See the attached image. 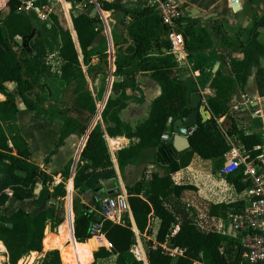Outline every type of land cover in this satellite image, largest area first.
<instances>
[{
    "label": "trees",
    "instance_id": "1",
    "mask_svg": "<svg viewBox=\"0 0 264 264\" xmlns=\"http://www.w3.org/2000/svg\"><path fill=\"white\" fill-rule=\"evenodd\" d=\"M29 1L0 0V13L6 8L10 11L0 22V93L7 98L6 101L0 102V241L7 249L8 264H19L31 253L32 256L35 255L33 253H42L45 232L49 225L53 232L61 227L57 235L63 245L69 243L68 226L72 225V214L70 202L66 221L64 208L61 210L62 215L57 216L56 208L51 206L52 199L64 202L67 197L65 185L59 184L52 190L53 178L32 163L29 144L19 134L16 126L19 112L16 97L8 93L6 84H16L25 106L32 112H38L43 108V100L40 97L44 88L43 82L52 76V67L46 60L49 56L57 54L62 62L60 79L72 93L73 112L80 115L87 113L91 117L96 115V100L99 101L103 97L107 82H102L95 98L89 88L84 67L92 68L91 48L104 31L103 21L108 18L106 12H121L123 9L121 0H92L104 13L103 17H90L85 10L74 16L73 33L77 37L79 50L71 31L63 28L56 15L50 16L49 26L35 11L21 10ZM41 1L36 2L34 6L41 7ZM124 15L125 19L130 20L129 24L122 23V26L128 31L131 45L126 51L120 50L117 53L113 96L102 114L105 128L98 124L90 133L75 177L76 190L83 191L84 188L81 178L82 163L94 169L110 166L106 135L111 138L124 136L130 140H139L137 145L118 154L119 166L123 171L128 165L134 164L144 151L158 149L162 158L174 155L172 143L163 142L162 138L173 129L176 121L187 118L192 113L187 87L181 79L174 76L179 65L169 42L173 29L165 24L161 14L153 6L126 10ZM248 17L254 26L249 32L251 37L246 44L231 42L224 36L219 25L215 27L214 33H211L208 28L201 26L197 19L180 17L176 21V30L184 36L186 50L194 69L201 74H206V52L211 50L219 39L225 47L238 53L240 57L231 60L232 80L223 76L222 69L216 74H212V70L207 73L206 81L212 78V88L215 90L214 97L208 99L207 105L211 117L206 123L199 117L198 127L190 137L191 150L171 156L165 161L170 170L168 176L152 174L149 180L144 177L136 186L127 190L130 208L140 233L151 235L153 219H158L160 228L157 242L166 244L169 241L170 251L151 244L149 264L244 263L245 251L239 241L216 232L204 234L194 224H178L164 206V200L180 191L174 184L172 175L188 168L195 155L206 161H226L225 156L231 147L217 120L227 116L228 120L233 121L228 116L233 90L236 87L244 92L254 70L259 96L264 97V68L261 65L264 45L259 41V30L264 28V13L254 6L250 9ZM153 51H157L159 56L153 57ZM100 59L106 60V63L102 64V68L89 70V73L107 75V53H101ZM140 73H151L152 78L161 86L162 94L153 102L149 119L133 129L121 121L120 114L131 100L130 91L138 89L137 77ZM62 121L64 126L58 147L68 136L87 129L85 122L71 115L68 109L62 111ZM227 134L236 136L247 147L252 157L261 154L264 146L262 135H247L240 131L235 123L227 130ZM55 153L56 151L53 152ZM227 182L239 193L250 187V182L241 172L228 176ZM40 185L43 190L37 195L36 191ZM12 198L19 201L33 200L34 212L16 210L10 215L6 206ZM242 206H212L210 215L226 218L230 208L240 210ZM73 208L75 238L78 243H87L93 238V224L100 221L101 217L79 199H75ZM10 224L12 227H9ZM102 233L112 247L110 250L101 248L96 252V261L116 256V262L111 264H144L132 253L136 236L129 220L124 219L121 224L106 221ZM102 243V240L95 238L87 243L89 246H82L72 240V244L62 252L55 250L47 253L40 264H62L63 256L71 264H89L92 260L90 249L93 253ZM4 246L0 244V253L5 251ZM174 250L183 251V255L175 256ZM1 260L0 257V262Z\"/></svg>",
    "mask_w": 264,
    "mask_h": 264
},
{
    "label": "crops",
    "instance_id": "2",
    "mask_svg": "<svg viewBox=\"0 0 264 264\" xmlns=\"http://www.w3.org/2000/svg\"><path fill=\"white\" fill-rule=\"evenodd\" d=\"M177 1L180 3L181 11L184 17L197 19L200 22V25L208 28L211 33H214V29L217 25L221 26L224 36L234 43L239 41L246 44L251 37L249 32L253 28L254 23H252L248 17L250 9L256 6L260 8L262 14L264 13V0H237L241 7L238 12L232 6L233 0ZM121 3H123V8L127 6L125 11L137 10L148 6L146 0H121ZM215 8H219V17L204 22L203 19L205 17L215 13ZM195 9L200 11V16L192 17L191 11ZM6 11L7 15L3 19L9 15L10 11L6 8L1 12L3 13ZM124 12H106L108 14V18L104 21L102 20L104 24V31L97 38L91 48V51L93 52L91 62L92 68L84 67L87 79L88 81H91L89 88L95 98L99 94L102 82H107L106 91L103 97L99 101L96 100L97 114L91 117L87 113L80 115L77 112H73V107L68 109L71 115H76L75 118H84L87 129L80 130L76 134L68 136L65 138L60 147H58V143L60 141V135L64 123L59 121L41 120L36 115L37 112H32L27 107L28 112L21 115L22 111L19 106L21 97L18 94L17 85L14 83L6 84L8 93L16 97L19 111L16 126L19 130V134L29 144L32 163L40 167L44 172L53 178L54 183L52 190H54V188L59 184L65 185L67 191V197L63 202L64 210L66 212L65 221L68 216L69 202L71 203L70 208L72 214V225L71 227L68 226L69 243L63 245L60 237L57 235L61 227L53 232L51 226L49 225L50 227L48 226L45 232L44 251L42 253H33L35 254L34 256H32L31 253L29 256L22 259L19 264L24 262L26 259H30L28 264H40L47 253L55 250L62 252L64 248L72 244V240H74L78 245L89 246L87 243L95 238L102 240L103 243L99 245L93 253L92 249H90L92 260L89 264L115 263L117 260L116 256L97 261L94 257V254L101 248L110 250L112 247L103 233L93 237L87 243L82 244L77 242L74 233L75 215L73 204L75 199H79L81 203L89 207L92 211H95L99 216L100 204L106 197L116 195L120 192L128 194V188L136 186L143 180L144 177L149 180L150 175L152 174H158L161 177H165L170 174L169 167L165 164V161L175 155L170 154V156L168 155L162 158L158 149L142 152L134 164L128 165L122 171L119 166L118 154L123 150L137 145L139 140H130L124 136L111 138L106 135L105 139L111 161L110 166L94 169L88 164L82 163L83 171L81 178L83 179L84 188L83 191L75 189V177L78 165L81 162V155L87 144L90 133L98 124H101L103 128H105V124L102 120V114L109 99L113 96V84L116 81L115 62L117 53L120 50L126 51L131 45L128 31L122 26V23H130L129 18L125 19ZM72 19L73 17H70L69 27L62 26L64 29L71 31L72 36L77 43V37L73 33L74 26ZM259 33V41L264 45V28H261ZM118 39L119 41H117ZM104 42L107 45V51L105 52L108 55V65L105 67V73H107V75H98L97 72H87L89 70H93V68H102V64L106 63V60L101 61L100 54L102 51H99L101 50L99 49L100 44H104ZM116 43L118 44L117 47L115 46ZM77 46L80 50L78 43ZM152 56L158 57L159 54L157 51H153ZM205 56L207 60L205 64L206 74H201V72L194 69V64L190 60L189 55L177 60L179 69L174 76L181 79L185 83L189 93L191 105L193 99L196 98V96H200L201 104L207 106L208 100L206 99L214 97L215 95V90L212 88V82L214 80L211 78L210 81L207 82V73L212 70V74H216L220 69H222L223 76L232 80L233 75L231 60L240 57L238 53H234L231 49L225 47L220 39L215 42V45L211 50L206 52ZM81 61L83 62L82 55ZM218 63L220 64V67L214 73V68ZM261 65L264 68V58L261 60ZM137 79L139 82L138 89L130 91L129 95L131 96V100H129L127 108L120 114L121 121L128 124L133 129H136L149 119L153 102L162 94L161 86L152 78L151 73H140L138 74ZM207 93H210V95L207 96ZM232 94L233 105L229 110L228 116L232 118L233 121L228 120L227 116H224L217 120L218 124L224 131H226V134L228 128H231V126L235 123L238 129L247 135L260 134L264 137V97H260L258 93L256 70L253 71L245 91L243 92L235 87ZM66 98L67 97L65 95V101ZM6 99V96L0 93V102H4ZM235 107L239 109L237 113L234 111ZM168 132L171 134V140L169 143H172L173 129ZM54 151H56L55 154H53ZM225 163L226 161L202 160L198 155H195L188 168L172 175V180L180 191L172 194L164 200V206L175 217L178 224H194L197 229L204 234L216 232L230 239L239 241L234 238L231 229V214L233 211H239V209L235 210L234 208H230L226 218L212 217L210 215L212 206H244L245 204L244 192H237L232 185L228 184V176L221 174ZM59 203L60 202H58V204ZM204 206L209 207L207 212L201 210ZM243 206L240 207V210ZM6 207L11 212L23 210L27 213H32L35 210L33 200L19 201L14 198L10 199ZM56 211L57 214L62 215L61 210L56 209ZM124 219L131 222L136 236V245L133 247L132 253L137 260L143 262L144 264H149L148 254L151 244H153L156 248L161 246L167 251L171 250L169 241H167L166 244H159L157 242V235L160 228V221L158 219H153L151 235L140 233L136 226L132 211L127 213L123 217L122 221L117 224H121ZM53 236L56 238L54 239ZM145 242H148V247ZM0 244L4 246L2 241H0ZM173 253L175 254V250ZM180 255L183 254H175V256ZM0 257L2 258L0 264L9 263L6 248L5 251L0 253ZM32 261H34V263ZM62 264H71V262L63 256Z\"/></svg>",
    "mask_w": 264,
    "mask_h": 264
},
{
    "label": "built area",
    "instance_id": "3",
    "mask_svg": "<svg viewBox=\"0 0 264 264\" xmlns=\"http://www.w3.org/2000/svg\"><path fill=\"white\" fill-rule=\"evenodd\" d=\"M146 1L148 6L156 8L165 24L173 29L169 35L172 54L177 60L186 57L188 53L184 36L176 30V21L180 17H184L180 3L177 0ZM21 10L35 11L38 17L44 21L39 8L36 10L30 1ZM206 95L209 96L210 93ZM234 111L237 113L239 109L235 107ZM223 132L231 148L225 156L226 163L221 174L230 176L241 172L244 178L250 182V187L243 193L245 195L243 208L239 211H233L231 214L232 233L245 251L243 264H264V147L258 157H252L247 147L239 139L228 136L224 130ZM170 140L171 134L165 133L162 141L169 143ZM130 211L127 193L120 192L106 197L100 204L99 216L101 219L92 226V236L96 237L102 234L103 225L106 221L119 223ZM175 254H183V251L175 250Z\"/></svg>",
    "mask_w": 264,
    "mask_h": 264
},
{
    "label": "rangeland",
    "instance_id": "4",
    "mask_svg": "<svg viewBox=\"0 0 264 264\" xmlns=\"http://www.w3.org/2000/svg\"><path fill=\"white\" fill-rule=\"evenodd\" d=\"M41 0H30L34 5L39 3ZM42 6L39 7V12L41 13L43 20L51 26V22L49 19L50 14L56 15L59 18V21L61 25L64 27H69L70 23V17L77 16L79 13H81L84 9L80 5L79 1H67V0H45L41 1ZM123 4V3H122ZM35 9L38 10L37 6H35ZM7 15V11L0 14V22L2 21L5 16ZM104 40V39H103ZM119 41V39L117 40ZM102 51H107V45L104 42V44H100L99 46ZM109 54V53H108ZM52 67V76L48 80H44V88L42 90L41 96L42 97V103L43 108L40 109L37 112V116L41 120H47V121H59L63 123L62 121V111L71 109L73 106V97L70 90L67 89L65 84L60 79V70L62 66V62L57 54L51 55L46 60ZM89 72V71H87ZM89 81V87L90 83ZM38 94V93H37ZM66 95V101L64 100V97ZM233 103L231 102L230 106H232ZM19 106L21 109V115L28 112V109L26 108L23 100L20 99ZM76 116V115H75ZM79 117L80 121H84V118ZM86 120V118H85ZM208 206L202 207L201 210H204V212H207ZM66 216V212H65ZM50 227V226H49ZM148 247V242H145ZM30 259H26L21 264H28ZM34 263V261H32Z\"/></svg>",
    "mask_w": 264,
    "mask_h": 264
},
{
    "label": "water",
    "instance_id": "5",
    "mask_svg": "<svg viewBox=\"0 0 264 264\" xmlns=\"http://www.w3.org/2000/svg\"><path fill=\"white\" fill-rule=\"evenodd\" d=\"M80 5L84 8L86 14L90 17H96L99 16V9L94 1L92 0H78ZM232 6L235 8V10L238 12L240 11L241 7L237 0H233ZM101 8V6H100ZM127 6H125L121 12H124ZM219 8L214 9V14H211L203 19V21H209L212 19H216L219 17L218 14ZM200 11L198 10H192L191 15L192 17H198L200 16ZM220 64H216L214 68V73L219 69ZM192 113L184 119H180L175 122L173 127V148H174V155L178 156L186 151L191 150V143H190V137L192 136L191 133L198 127L199 124V117L202 118V122L206 123L210 117L211 113L209 112L206 105H202L200 102V96H196V98L193 99L192 105H191ZM229 130L231 128H228ZM43 190V187L40 186L38 190L36 191V194L39 195L41 191ZM51 206L62 210L64 208V203H59L52 199L51 200ZM18 211V210H17ZM9 214H13V212H9ZM57 216H61L57 214ZM9 227H12L10 224Z\"/></svg>",
    "mask_w": 264,
    "mask_h": 264
},
{
    "label": "bare ground",
    "instance_id": "6",
    "mask_svg": "<svg viewBox=\"0 0 264 264\" xmlns=\"http://www.w3.org/2000/svg\"><path fill=\"white\" fill-rule=\"evenodd\" d=\"M99 16L100 17H103L104 16V13L102 11L99 10Z\"/></svg>",
    "mask_w": 264,
    "mask_h": 264
}]
</instances>
